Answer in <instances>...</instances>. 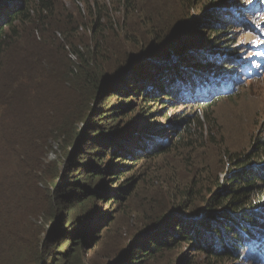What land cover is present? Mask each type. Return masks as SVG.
Segmentation results:
<instances>
[{"label": "trees", "instance_id": "trees-1", "mask_svg": "<svg viewBox=\"0 0 264 264\" xmlns=\"http://www.w3.org/2000/svg\"><path fill=\"white\" fill-rule=\"evenodd\" d=\"M79 1L86 4L87 16L81 25L90 35L82 47L73 43V35L81 25L74 22L71 26L63 24L65 19L52 0H5L0 3V71L23 35L28 34L33 39L40 35L46 41L33 42L31 49L20 50L26 56V61H21V64L24 62L25 71L5 76L1 85L4 96L0 97V103L6 105L10 113L3 118L13 122L5 126L1 137L7 135L0 143V264H49L51 260L52 264H59L61 261L53 255L57 252L38 244L41 235L37 234V228L31 221L34 214L32 198L41 181H49L52 188L58 186L57 175L43 170L44 158L59 135L66 133L72 118L91 111V100L100 92H112V97L118 100L124 97L131 100L134 97L144 99L146 103L153 102L154 105L163 102L158 98H164V105L170 103L168 99L204 103L200 109L210 110L223 97L233 95L240 85L258 77L250 55L235 52L221 39L229 34L234 24L232 20L238 23L243 20L242 26L253 34L263 32V27L255 28L251 20L247 21L246 15L251 13L244 9L235 13V10L221 7L222 4L241 6L235 2L237 0H177L178 12L177 9L167 12L168 8L161 1L145 6L147 0H118L121 13L125 15L122 20H116L112 9L111 12L102 0H94L93 4L89 0ZM197 10L200 15L191 23L189 20ZM225 11L233 13L226 14ZM136 16L141 32L130 25ZM68 21L71 22V16H68ZM187 26L190 27L189 35L183 38ZM120 32L142 52H118L116 48L120 45ZM142 41H146L147 45L143 47ZM261 48L264 49V46L255 45L250 54L253 56L255 50L259 52L257 49ZM108 67L112 71L106 70ZM183 69L190 73H183ZM108 72L115 75L108 76L105 81L102 77ZM176 83L185 89L179 87L175 92L173 88ZM89 86L93 87L94 96L85 100L87 108L84 109L85 90ZM56 92L59 94H54ZM216 96L219 97L215 101L205 103ZM55 105L59 111L53 113ZM130 106H119L111 116L125 113ZM208 119L210 115L207 114V122ZM203 127L199 117L192 119L188 116L179 120L172 116L163 130L171 129L176 138L174 144L177 145L172 146L169 135L158 136L156 130H150L148 135L141 138L144 143L141 150L140 147L138 150L133 148L137 140L135 137L132 140L133 135L127 139L124 130L116 138H98L96 142L101 146L97 147L95 153H98L94 158L100 164L107 160L114 162L116 174L113 179L120 182V188L110 194L108 204L130 199L136 191H140L143 177L139 173L137 177L140 179L130 178L121 183L126 162L140 155L162 156L178 148L193 149L194 152L197 145L203 147ZM92 129L93 126L89 130ZM93 133L97 135L99 132ZM90 142L95 144V141ZM253 144H259V150L252 156L247 152L233 154L227 151L228 162L224 168L228 175L225 181L222 182L218 175L216 177L201 170L197 179L190 181L182 193L176 194L175 189H169L170 206L179 214L164 221L165 212L155 217V237L149 243H140L125 262L117 264H155L158 256L163 257L167 252H174L185 245L207 256L202 264H234L242 260L244 264H261L264 231L255 234L264 223V193L261 191V186H264V161L257 160L264 146L260 141ZM129 147H132L131 150ZM222 157L220 155L221 161ZM14 161L21 164L16 165ZM117 162L120 163L116 165ZM98 169L95 173L101 175L103 168ZM92 177L88 179L89 182L93 180ZM116 183L113 181L112 185ZM211 185L216 186L213 193ZM203 188L208 190L204 200L199 194ZM57 190V195L62 197L68 192L62 186ZM257 190L261 193L257 194L259 199L256 201L254 193ZM72 193L77 194L79 204L98 199L94 190L86 189L80 183H74ZM196 200L202 201V205L199 206ZM152 205L153 210L162 206L160 201ZM100 218L93 212L83 218L87 220L82 227L84 238L85 230L89 232L92 227L99 228L106 221H113L112 218ZM81 221L82 218L76 223ZM253 236L254 240L251 241ZM77 241L81 242V238ZM77 258H74V264ZM184 263L199 264L194 259Z\"/></svg>", "mask_w": 264, "mask_h": 264}, {"label": "rangeland", "instance_id": "rangeland-1", "mask_svg": "<svg viewBox=\"0 0 264 264\" xmlns=\"http://www.w3.org/2000/svg\"><path fill=\"white\" fill-rule=\"evenodd\" d=\"M2 1L5 0H0V3ZM52 1L61 16L66 20H64L63 24L71 26L72 22H74L77 25H81L87 16V8L84 2L79 0ZM89 1L91 4L94 3V0ZM102 1L103 4L110 8V11L112 9L113 12H111L116 20L125 18V15L121 13L118 0ZM160 1L163 2L161 3L162 5L164 4L168 8L167 12L177 9V0H147L145 6L147 3L151 5L154 3L159 4L158 2ZM235 2L241 4V6L234 4L233 7H230L227 4H222L221 7L235 10V13H238L241 9L251 13L246 15L247 21L250 22L251 20L255 28L260 29L263 27V32L258 35L253 34L250 29L242 26L243 20L241 23L232 20L231 22L234 24L230 27L229 34L224 35L221 39L230 45L235 52L246 54L245 56L250 55L251 64L256 67L258 77L240 85L233 95L223 97L212 105L210 110L200 109V106L204 103L193 104L192 102L168 99L170 103L164 105V98H158L163 102L154 105L153 102L146 103L144 99L139 100L134 97L131 100H128L129 97L118 100L112 97V92H100L97 97L95 96L91 100V111L81 113L78 117L76 114L71 120L70 127L66 129V133L59 135L58 139L53 143L52 149L44 158L45 166H43V170L49 172L50 175H57L58 186L52 188V183L50 184L49 181L47 183L42 181L39 183L34 198H32V203H34L32 211L34 214L31 216V221L37 228V234L41 235L40 242L37 240L38 244L45 245L47 249L57 252L53 255L56 259L61 260L59 264H65L68 260H70L69 264H74L75 257H78L76 264H117L118 262H125L136 246L140 243H149L155 237V234H153L156 229L155 223H157L155 217L165 212L164 221L179 214V212H174L170 206L171 192L169 193V189H175L177 191L176 194L182 193L190 181L197 179L201 170H206L216 177L218 175L223 182L228 175L224 168V165L228 162L226 153L238 154L247 152L252 156L259 150V144H253L254 142L260 141L263 143L262 146H264V62H262L264 49H257L259 52L255 50L253 56L250 54L255 45L261 44L264 46V0H237ZM231 3L233 4L234 1H231ZM179 10L177 9V12ZM226 12L229 11L224 13ZM198 15L200 13L197 10L189 21L192 23L198 18ZM68 16H71V22L68 21ZM130 25L135 30L142 31L137 16L130 22ZM189 28L187 26L183 31V38L189 35ZM204 34L206 33L204 32ZM109 36H111V32ZM73 37V43L80 47L90 39L88 31H85L82 25L74 33ZM118 37L120 39V45L116 48L118 52L127 51L129 54L142 52L137 46H132L131 41L124 33L120 32ZM41 40L45 41V38L43 39L40 35H36V38L33 39L28 37V34H25L19 43L13 47L6 58L3 69L1 68L2 70L0 71V97L4 96V93L1 92L4 77L13 72L25 71L24 62L21 64V61H26V56L20 50L31 49L33 42H40ZM142 45L144 47L147 42L142 41ZM110 68L108 67L106 70L112 71V68ZM5 73L6 75H4ZM183 73L188 74L190 72H185L183 69ZM114 75L108 72L102 78L106 81L108 76ZM179 87H181L180 84L176 83L173 90L176 92ZM54 94H59V92ZM89 96H94L92 86L85 90L83 104ZM217 97L219 96L205 103L213 102ZM50 103L54 102L50 101ZM129 104H131L130 109L125 113L111 116L114 111L117 112L119 106L123 105L126 107ZM57 107V105L53 106V113L59 111ZM83 107L86 109L87 104H84ZM14 111L15 108L11 111L12 116ZM166 113L168 115L166 118L169 120L172 119V116L174 119L179 120L186 119L188 116L192 119L199 117L204 124L203 147H198L197 145L194 152L193 149L184 150L178 148L177 151H171L158 157V154L155 156L148 155L147 157L140 155L132 160L128 159L130 160L129 163L126 162L128 169L126 168L125 176L122 177L121 183L130 178L140 179L141 177H137L139 173L143 177L140 191H136L130 199H120L119 203L108 204L110 194L120 188V182L118 179H113L115 177L114 174H116L115 170H113L115 168L114 162L111 163L107 160L104 164H100L99 160L94 158L95 154L98 153H95L97 147L101 146L96 141L98 138L103 140H108L111 137L116 138V135L124 130L127 139H130L133 135L132 140H134V137L137 140V145L135 144L133 148L138 150L140 147L141 150V146L144 145L143 140H141L143 135H148L150 130H156L155 134L158 136L160 134L169 135L173 141L172 146H176L177 143L174 144L176 138L173 136L171 129L166 128V131L163 130L165 126L169 125V120L165 118ZM9 114L7 106L0 103V143L1 139L7 135L5 134L1 137L5 126L12 121L11 119L3 118ZM207 114L210 115L209 122L206 120ZM102 115H105V117H102ZM113 120L116 121L113 122ZM98 125L100 128H98ZM92 126L94 129L89 130ZM96 131L99 132L97 135L93 133ZM90 136L93 137L90 138ZM90 140L95 141V144L90 142ZM154 142H156V139H154ZM147 146L149 147L150 143ZM131 148L129 147V150ZM220 155H223L222 161ZM137 159H139V163L136 164ZM257 160L264 161V151L259 152ZM14 162L16 165L20 163ZM118 163L120 162H117L116 165ZM98 167L103 168L101 175H96L97 173H95L99 170ZM79 169L80 171H78ZM91 175H93V180L89 182L88 179ZM113 181L117 182L116 185H112ZM74 183H80L86 189L94 190L98 199L87 200L83 204L77 203V194L72 193ZM61 186L68 191L66 196L57 195V188H61ZM215 187L211 185L212 193ZM261 191L264 193V186H261ZM261 191L257 190L254 193L256 201L259 199L257 194H260ZM88 194L87 198L90 197V193ZM199 194L202 195L204 200L208 196V190L203 188ZM157 201H160L162 206L153 210L152 204ZM196 201L199 206L202 205V201ZM71 208H74V210H70ZM89 212L98 214L101 217L100 219L112 218L113 221H106L99 228L92 227L89 232L85 230L86 236L84 238L82 236V227L87 224V220L85 221L83 218H86ZM73 216L75 220L71 222ZM80 218H82V221L77 224L76 222ZM263 224L258 227L261 229H258L255 235H259L264 231ZM102 227L103 230L101 229ZM78 238H81V242L77 241ZM252 240H254V236ZM71 241H74V243H71ZM262 247L264 249V243ZM128 249L130 252H128ZM206 258V255H201L195 249H192L191 246L185 245L174 252H167L163 257L162 255L158 256L155 264H185V261H192L193 259L202 264ZM49 264H52V260L49 261ZM234 264H244V261ZM261 264H264V252Z\"/></svg>", "mask_w": 264, "mask_h": 264}]
</instances>
